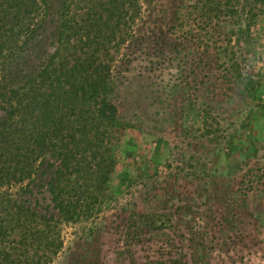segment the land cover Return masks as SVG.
I'll use <instances>...</instances> for the list:
<instances>
[{"label":"rangeland","instance_id":"374dc122","mask_svg":"<svg viewBox=\"0 0 264 264\" xmlns=\"http://www.w3.org/2000/svg\"><path fill=\"white\" fill-rule=\"evenodd\" d=\"M219 1L224 13L211 21L207 8L190 9L199 2V8L215 7L206 0L152 1L165 11L152 16L157 36L186 11L198 26L187 18L191 35L177 32L175 52L151 57L148 50L162 45L151 39L116 63L105 99L116 106L118 124L103 129L112 151L104 155L110 160L113 154L114 163L99 171L100 178L86 169L87 218L64 223L51 195L38 187L56 167L41 165L49 177L36 176L27 193L2 188L17 194L24 208L60 222L51 231L60 249L48 264H264V12L247 20L244 0L231 2L235 14L226 12L229 0ZM51 2L59 6L60 0ZM83 7L78 0L76 13ZM257 7L264 10V0ZM55 20L35 40L22 36L9 61L3 53L0 120L10 90L61 62L59 48L69 41L60 37L61 14ZM70 29L73 34L72 22ZM75 178L72 173L59 187L70 194ZM136 215L154 229L137 232Z\"/></svg>","mask_w":264,"mask_h":264},{"label":"trees","instance_id":"16d2710c","mask_svg":"<svg viewBox=\"0 0 264 264\" xmlns=\"http://www.w3.org/2000/svg\"><path fill=\"white\" fill-rule=\"evenodd\" d=\"M82 1L88 7H83L86 9L78 14V0H60L59 6L51 0H0V65L5 51H8L6 60L9 61L20 49L19 39L24 36L25 42L35 40L40 36L36 34L38 30L45 32L47 24L56 21L55 14H61L64 20V34L60 37L66 35L69 41L68 47L59 48L61 62L58 66L53 64L50 70L29 77L18 89L10 90L4 100L6 117L0 120V264H48L49 254L53 249H60L51 236L53 224L60 225V222L24 208L17 194L12 197V193L2 188L13 191L18 187L27 193L32 187L29 183H34L36 176L49 177L40 171L41 165L49 169L56 167L55 176L38 187L51 195L52 208L61 211L64 223L76 224L79 217L88 215L91 211L86 205L88 199H84L86 169H93L94 175L100 178L99 171L110 160L114 163L113 154L110 160L104 155L112 151L109 135L103 129L118 124L116 106L105 99L114 85L116 63L128 61L136 50H144L151 39L162 41L160 49L148 50L151 57L175 52L176 40L181 39L177 32L191 35L192 30L185 29L187 18L198 26L194 13L186 11L184 17L179 15L174 25L157 36L158 23L152 16L165 11L155 10L153 0ZM232 1L236 0H229L225 5L226 12L235 14L237 10H232ZM244 1L247 20H255L258 12H264L257 7L263 0ZM206 2L215 7L199 8L203 3L199 2L190 9L207 8L206 20L211 21L212 17L219 20L224 13L222 2ZM247 8L255 13H246ZM213 12L218 16H211ZM71 22L74 23L73 34L69 31ZM2 79L0 75V84ZM46 87L51 89L50 93L43 92ZM56 160L59 163L55 164ZM72 173L76 175L75 189L68 194L59 186ZM94 182L96 184V179ZM136 218L133 228L137 232L154 229L152 223L144 221V216L136 215Z\"/></svg>","mask_w":264,"mask_h":264}]
</instances>
